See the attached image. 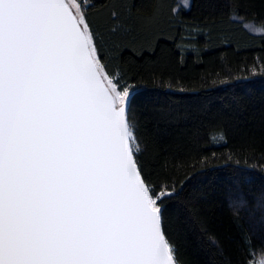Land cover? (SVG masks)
<instances>
[{"label":"snow or ice","instance_id":"1","mask_svg":"<svg viewBox=\"0 0 264 264\" xmlns=\"http://www.w3.org/2000/svg\"><path fill=\"white\" fill-rule=\"evenodd\" d=\"M88 7L0 0V264H178L175 190L144 176L134 89L106 72Z\"/></svg>","mask_w":264,"mask_h":264},{"label":"trees","instance_id":"2","mask_svg":"<svg viewBox=\"0 0 264 264\" xmlns=\"http://www.w3.org/2000/svg\"><path fill=\"white\" fill-rule=\"evenodd\" d=\"M84 3L106 72L134 89L144 176L175 190L178 264L264 255V33L243 24L264 26V0Z\"/></svg>","mask_w":264,"mask_h":264},{"label":"rangeland","instance_id":"3","mask_svg":"<svg viewBox=\"0 0 264 264\" xmlns=\"http://www.w3.org/2000/svg\"><path fill=\"white\" fill-rule=\"evenodd\" d=\"M188 2H189V4H190V0H188ZM179 5L183 6V5L180 3V0H179ZM243 24H249L250 27H252V26L260 27V26H258V25H256V24L252 23V22H243ZM246 29H247L248 31H250L249 28H246ZM250 32H251V33H257V32H253V31H250ZM262 256H264V255H258V256H255L254 260H253L252 263H250V264H254V262H255V261H258Z\"/></svg>","mask_w":264,"mask_h":264}]
</instances>
